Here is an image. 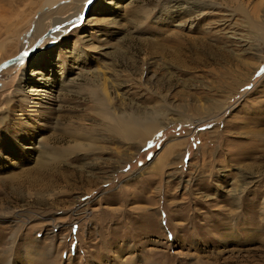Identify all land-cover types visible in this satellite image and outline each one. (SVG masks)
I'll return each mask as SVG.
<instances>
[{
  "label": "rangeland",
  "instance_id": "374dc122",
  "mask_svg": "<svg viewBox=\"0 0 264 264\" xmlns=\"http://www.w3.org/2000/svg\"><path fill=\"white\" fill-rule=\"evenodd\" d=\"M86 1L0 0V264H264V0Z\"/></svg>",
  "mask_w": 264,
  "mask_h": 264
},
{
  "label": "bare ground",
  "instance_id": "6f19581e",
  "mask_svg": "<svg viewBox=\"0 0 264 264\" xmlns=\"http://www.w3.org/2000/svg\"><path fill=\"white\" fill-rule=\"evenodd\" d=\"M96 0H92L91 1V3H90V5H89V8H88V10H90V8L92 7V5L94 4L93 2H95ZM227 2V4H228V6H231L232 7V5L235 3L236 5H237V0H226ZM239 5V4H238ZM240 5H241V3H240ZM236 7V6H235ZM236 9H238V10H241V6L239 7H236ZM78 21H80V19L78 20ZM77 21V22H78ZM76 24V23H75ZM72 26V25H71ZM61 27H64V24H58L57 26H55V28L54 29H56V28H59V29H62ZM54 29L53 30H50L51 31V33H50V35L48 36V37H46V38H44L43 39V41L37 46V47H35V49H31L32 51L29 53L30 55H32V54H34V52H36L37 50H38V48L40 49V47H42L41 45L43 44L44 45V43H47V42H49V41H53L54 40V38H51L52 36H57V35H61L62 34V32H54ZM58 29V30H59ZM67 31V30H66ZM50 38V39H49ZM52 39V40H51ZM25 57H26V55L24 56V57H22L20 60H18L17 61V63L19 62V61H22V60H24L25 59ZM16 64V62L14 63V65ZM13 65V64H12ZM10 66V65H9ZM9 68V67H8ZM95 95H96V93H95ZM98 96V95H97ZM101 97L100 98H102L103 99V101L105 100L104 99V96L102 97V95H100ZM96 97V96H95ZM99 99V98H98ZM105 113H107V114H105V115H108L109 116V118H110V120H109V125H108V128H109V131L111 132V131H113L114 132V130H119L122 134L124 133V134H127V135H130V134H134V132H139V133H143V126H142V124H141V122H142V120L143 119H128L127 118V116H122L120 119H115L114 117H112L111 115H110V113H108V112H105ZM130 118V117H129ZM137 125H139V128H137ZM144 132H146V131H144ZM145 134V133H144Z\"/></svg>",
  "mask_w": 264,
  "mask_h": 264
},
{
  "label": "water",
  "instance_id": "95a60500",
  "mask_svg": "<svg viewBox=\"0 0 264 264\" xmlns=\"http://www.w3.org/2000/svg\"><path fill=\"white\" fill-rule=\"evenodd\" d=\"M92 0H87L85 2V6H84V10H83V13H82V16L85 17V15L87 14V11H88V8H89V5L91 3ZM57 29V28H56ZM51 31H47L46 33H44L39 39L36 40L35 44L32 46V50L35 49V47H37L42 41L44 38L48 37L50 35ZM32 50L30 51H27L26 53H22L20 52L19 54L15 55V56H12L4 61H2L0 63V71L2 69H4L5 67L9 66V65H12L14 64L15 62H17L18 60H20L22 57H24L25 55L27 56Z\"/></svg>",
  "mask_w": 264,
  "mask_h": 264
}]
</instances>
